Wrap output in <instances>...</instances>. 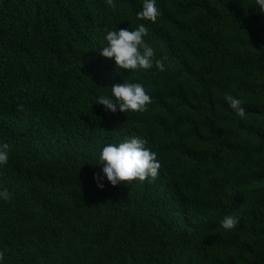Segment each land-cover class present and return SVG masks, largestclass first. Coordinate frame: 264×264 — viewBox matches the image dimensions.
<instances>
[{"label":"trees","instance_id":"trees-1","mask_svg":"<svg viewBox=\"0 0 264 264\" xmlns=\"http://www.w3.org/2000/svg\"><path fill=\"white\" fill-rule=\"evenodd\" d=\"M113 2L0 0V264H264V13L156 0L153 22L142 0ZM138 24L164 71L99 55L107 31ZM124 80L144 85V111L95 103ZM130 135L157 176L97 187L100 147Z\"/></svg>","mask_w":264,"mask_h":264},{"label":"clouds","instance_id":"clouds-1","mask_svg":"<svg viewBox=\"0 0 264 264\" xmlns=\"http://www.w3.org/2000/svg\"><path fill=\"white\" fill-rule=\"evenodd\" d=\"M109 8H113V0H105ZM253 9L264 13V0H254ZM160 15L156 0H142L137 18L155 21ZM147 29L143 24H138L130 30L127 26L120 29L109 30L104 36L106 46L99 47V55L111 58L116 68L135 70L149 69L155 66L158 71H164L162 59L156 58L155 51L144 39ZM107 95H98L95 103L103 106L110 112H142L150 96L145 91L143 84L124 80L114 83ZM228 107L237 117L243 118L245 110L244 100L226 94L224 97ZM147 140L140 135H130L115 143H104L95 157L96 165L100 166L99 174L93 173V180L97 187H103L106 180L110 185L120 182L145 181L154 179L158 174L160 162L156 153L147 147ZM9 144L0 143V167L5 166L9 160ZM11 193L6 187H0V200L7 201ZM225 230H231L238 224V217L225 215L219 221Z\"/></svg>","mask_w":264,"mask_h":264}]
</instances>
